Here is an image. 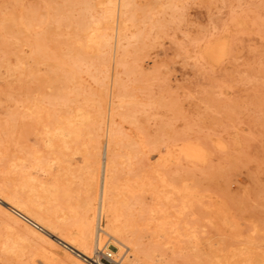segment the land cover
Returning a JSON list of instances; mask_svg holds the SVG:
<instances>
[{"label":"rangeland","instance_id":"rangeland-1","mask_svg":"<svg viewBox=\"0 0 264 264\" xmlns=\"http://www.w3.org/2000/svg\"><path fill=\"white\" fill-rule=\"evenodd\" d=\"M123 1L0 0V197L42 226L0 202V264H89L53 234L107 140L154 263L264 264V0Z\"/></svg>","mask_w":264,"mask_h":264},{"label":"bare ground","instance_id":"bare-ground-1","mask_svg":"<svg viewBox=\"0 0 264 264\" xmlns=\"http://www.w3.org/2000/svg\"><path fill=\"white\" fill-rule=\"evenodd\" d=\"M123 1V0H122ZM126 1V0H125ZM118 2V1H117ZM124 2V1H123ZM113 3H116L113 1ZM117 5V4H116ZM116 5H114L116 7ZM119 6V5H118ZM123 7V6H122ZM111 10V9H109ZM116 10V9H115ZM113 10V11H115ZM118 12V11H117ZM115 13V12H114ZM113 18L116 17V14H112ZM116 15V16H114ZM121 17V16H120ZM117 21V17L115 19ZM123 20V19H122ZM114 21V19H113ZM120 21V19H119ZM115 22V21H114ZM113 22V23H114ZM116 25V23H115ZM113 26V25H112ZM114 27V26H113ZM116 27V26H115ZM122 27V25H121ZM113 30V29H112ZM113 32V31H112ZM111 38H113V33L111 34ZM115 35V34H114ZM107 38V37H106ZM115 38V36H114ZM114 40V39H113ZM112 41V40H111ZM111 44V43H110ZM114 45V44H113ZM112 48V45L110 46ZM117 48V47H116ZM112 50V49H110ZM114 51V49H113ZM113 56V55H112ZM109 103V102H108ZM107 103V104H108ZM112 104V103H111ZM108 106V105H107ZM108 110V109H106ZM105 112V111H104ZM108 112V111H107ZM107 117V116H106ZM107 125V123H106ZM113 126V125H112ZM107 127V126H106ZM103 133V131H102ZM119 133V132H118ZM107 133H104V136ZM111 134V133H110ZM78 135V134H77ZM109 135V134H108ZM76 136V135H75ZM103 136V137H104ZM139 137V136H138ZM113 138V137H112ZM76 139V137H75ZM74 139V140H75ZM103 139V138H102ZM106 139V137H104ZM115 141V140H114ZM64 142V141H63ZM68 142V141H67ZM77 142V141H76ZM104 143V142H103ZM103 143L101 146H103ZM130 143V142H128ZM138 143V142H137ZM112 144V143H111ZM87 145V144H86ZM93 145V144H92ZM91 145V146H92ZM120 145V144H119ZM125 143L123 144V146ZM128 145V144H127ZM159 145V144H158ZM63 146V145H62ZM129 146V145H128ZM133 146V145H131ZM174 146V145H173ZM171 146V147H173ZM95 147V146H94ZM125 147V146H124ZM130 147V146H129ZM137 147V145H136ZM140 148V147H139ZM145 148V147H144ZM156 148V147H155ZM158 148V147H157ZM168 148V147H167ZM59 149V148H58ZM61 150V149H59ZM65 150V149H64ZM145 150V149H144ZM167 151V149L165 148ZM66 151V150H65ZM63 151V152H65ZM141 151V150H140ZM139 151V152H140ZM177 148H171L168 151V156H163L161 153H158L155 159L152 162L145 161L146 163V170L145 173L143 172L141 176L132 179V182H143L145 181V177L147 176L148 179H154L153 181L156 182L157 186L163 181V172L164 169H161L166 157L171 158L178 154L176 153ZM144 152V151H143ZM187 152V151H186ZM67 153V152H66ZM85 153V152H84ZM121 153V151H120ZM119 153V154H120ZM123 153V152H122ZM165 153V152H164ZM116 154V153H115ZM118 154V153H117ZM129 154V153H128ZM142 155V154H141ZM125 156V155H124ZM135 156V155H134ZM143 156V155H142ZM181 156V155H180ZM187 156L191 157V153L187 152ZM138 157V156H137ZM125 158V157H123ZM142 158V157H141ZM145 157L143 156L142 159ZM154 158V157H153ZM140 159V158H138ZM147 159V158H146ZM145 160V159H144ZM148 160V159H147ZM56 161V160H55ZM69 163V160H67ZM82 161V159H81ZM120 161V160H119ZM86 171L93 189V200L88 204L89 207L84 212V214L78 219L76 227L74 231L71 230H55V234H53L56 238L66 242L71 247L75 248L77 251L82 253L83 259L85 257L90 256V249L96 244V233L97 229L100 227L101 230L105 235H108L112 238V242L116 247V252L121 251L123 247L129 249V259L131 261H135V263H144V264H157L154 263L153 260L150 258L148 252L146 251L145 247L137 241L134 237V230L133 226L137 224L138 221H142L143 219H139V213L133 203L124 202V200L119 201L116 200L113 196V190L115 182H117L118 177H116V166L118 163L117 158L114 156L111 147L109 146V142L102 148H91L88 150L85 158L83 160ZM127 163V161H126ZM139 163V161H138ZM174 163V161H173ZM71 164V163H70ZM140 164V163H139ZM166 164V163H165ZM164 164V165H165ZM66 166V165H65ZM124 166V165H123ZM136 166V165H134ZM67 167V166H66ZM141 167V166H140ZM130 168V167H129ZM142 168V167H141ZM163 168V167H162ZM131 169V168H130ZM60 170V169H59ZM148 173V175H147ZM140 174V173H139ZM138 174V175H139ZM130 175V174H129ZM136 175V174H135ZM59 176V175H58ZM131 173V177H132ZM64 177V176H63ZM146 177V178H147ZM125 182L128 181L126 184L130 187V177H125ZM57 181V180H56ZM88 181V180H87ZM123 181V180H122ZM54 182V181H53ZM60 182V181H59ZM61 183V182H60ZM64 183V182H63ZM155 184V183H154ZM57 185V184H56ZM162 184H160L161 186ZM61 186V185H60ZM67 186V185H66ZM90 186V185H89ZM63 187V186H62ZM163 187V186H162ZM1 188V187H0ZM88 188V187H87ZM161 188V187H160ZM148 189V188H147ZM152 189V188H151ZM159 189V188H158ZM157 189V190H158ZM149 190V189H148ZM156 190V191H157ZM4 191V190H2ZM8 191V190H7ZM60 192V190H58ZM121 192V191H119ZM151 192V191H150ZM187 192V191H186ZM190 192V191H189ZM187 192V193H189ZM18 193V192H17ZM133 193V192H132ZM156 193V192H155ZM159 193V192H158ZM185 193V194H187ZM64 194V193H63ZM157 194V193H156ZM61 195V194H60ZM190 196V195H189ZM15 197V196H13ZM62 197V196H61ZM125 196L124 198H126ZM130 197V196H129ZM121 198V197H120ZM191 199L190 197H186V199ZM19 201V200H18ZM0 202L6 205V208L13 211L17 214L24 222L30 223L35 227L41 226L37 221L30 218L28 215L22 213L17 208L11 205L12 199L5 196L3 198L0 197ZM15 204V203H14ZM65 206V205H64ZM91 206V207H90ZM4 208V207H3ZM78 208V207H77ZM142 208V207H141ZM81 209V208H78ZM143 210V209H142ZM30 213V212H29ZM144 213V212H143ZM143 215V214H142ZM220 219V218H219ZM39 220V219H38ZM138 220V221H137ZM179 220V219H178ZM176 220V222L178 221ZM222 220V218H221ZM41 221V220H40ZM39 221V222H40ZM151 221V219H150ZM42 222V221H41ZM179 222V221H178ZM224 222V221H223ZM52 223V222H51ZM139 223V222H138ZM143 223V222H142ZM175 223V222H174ZM180 223V222H179ZM226 223V222H225ZM185 224V223H183ZM53 225V224H52ZM141 225V222H140ZM156 225V224H155ZM166 225V224H165ZM173 225V224H171ZM170 225V226H171ZM224 225V223H223ZM177 226V225H176ZM184 226V225H183ZM188 226V225H187ZM52 227V226H51ZM42 228V226H41ZM46 228V227H45ZM49 228V227H48ZM137 228V227H135ZM175 228V227H172ZM47 229V228H46ZM45 229V230H46ZM58 229V228H57ZM143 229V228H142ZM163 229V228H162ZM51 231V230H49ZM48 231V232H49ZM231 232V231H230ZM51 233V232H50ZM178 233V232H177ZM167 234V233H166ZM46 236V235H45ZM139 236L137 235V238ZM49 239V237H47ZM56 240V239H55ZM139 240V239H138ZM175 241V240H174ZM192 242V241H191ZM51 243V242H50ZM55 243V242H54ZM53 243V244H54ZM145 244V243H144ZM147 245V244H146ZM53 246V245H52ZM148 247V246H147ZM93 249V248H92ZM90 253V254H89ZM125 257V258H126ZM71 259V258H70ZM128 259V258H127ZM77 261V260H76ZM86 261V260H85ZM87 262V261H86ZM88 263V262H87ZM79 264V263H78ZM81 264V263H80ZM86 264V263H84ZM90 264V263H89Z\"/></svg>","mask_w":264,"mask_h":264},{"label":"built area","instance_id":"built-area-1","mask_svg":"<svg viewBox=\"0 0 264 264\" xmlns=\"http://www.w3.org/2000/svg\"><path fill=\"white\" fill-rule=\"evenodd\" d=\"M103 235L106 239L100 242V236ZM112 238L105 235L101 228L97 229L96 244L91 252L90 256L85 257V260L90 264H136L133 262L124 261L127 249L123 247L120 253L112 251L116 250L115 245L112 242Z\"/></svg>","mask_w":264,"mask_h":264}]
</instances>
